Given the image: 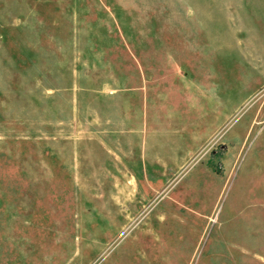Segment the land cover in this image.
<instances>
[{"label": "rangeland", "instance_id": "1", "mask_svg": "<svg viewBox=\"0 0 264 264\" xmlns=\"http://www.w3.org/2000/svg\"><path fill=\"white\" fill-rule=\"evenodd\" d=\"M0 264H264V0H0Z\"/></svg>", "mask_w": 264, "mask_h": 264}]
</instances>
